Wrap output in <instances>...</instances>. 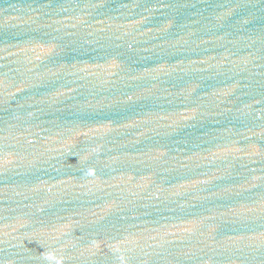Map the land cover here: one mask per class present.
Masks as SVG:
<instances>
[{
    "label": "water",
    "instance_id": "1",
    "mask_svg": "<svg viewBox=\"0 0 264 264\" xmlns=\"http://www.w3.org/2000/svg\"><path fill=\"white\" fill-rule=\"evenodd\" d=\"M0 264H264V0H0Z\"/></svg>",
    "mask_w": 264,
    "mask_h": 264
}]
</instances>
